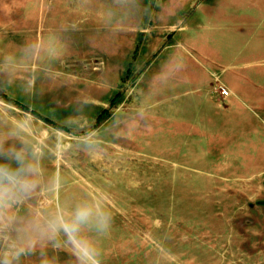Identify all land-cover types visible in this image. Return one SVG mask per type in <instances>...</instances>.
<instances>
[{
    "label": "rangeland",
    "instance_id": "rangeland-1",
    "mask_svg": "<svg viewBox=\"0 0 264 264\" xmlns=\"http://www.w3.org/2000/svg\"><path fill=\"white\" fill-rule=\"evenodd\" d=\"M0 93L30 108L0 96L61 176L52 206L111 213L83 233L101 264H264V0H0ZM21 264L78 261L45 242Z\"/></svg>",
    "mask_w": 264,
    "mask_h": 264
},
{
    "label": "clouds",
    "instance_id": "clouds-1",
    "mask_svg": "<svg viewBox=\"0 0 264 264\" xmlns=\"http://www.w3.org/2000/svg\"><path fill=\"white\" fill-rule=\"evenodd\" d=\"M39 48L32 44L25 55H35ZM32 128V121L10 122L0 115V264H21L22 257L45 242L68 246L78 264H101L96 246L83 233L91 227L106 234L111 213L87 201L66 207L56 200L52 206L51 198L60 192L62 179L59 173L45 175L46 145ZM81 143L91 149L96 141L84 136ZM52 151L63 159L68 148L60 141Z\"/></svg>",
    "mask_w": 264,
    "mask_h": 264
},
{
    "label": "crops",
    "instance_id": "crops-1",
    "mask_svg": "<svg viewBox=\"0 0 264 264\" xmlns=\"http://www.w3.org/2000/svg\"><path fill=\"white\" fill-rule=\"evenodd\" d=\"M202 78H204V80L207 79L205 75H202ZM245 148L250 152H253L254 150H263L264 148L263 134H259V137L257 138V140H250V142H247ZM256 174H259V173H256Z\"/></svg>",
    "mask_w": 264,
    "mask_h": 264
},
{
    "label": "trees",
    "instance_id": "trees-1",
    "mask_svg": "<svg viewBox=\"0 0 264 264\" xmlns=\"http://www.w3.org/2000/svg\"><path fill=\"white\" fill-rule=\"evenodd\" d=\"M0 96H2L4 99L10 100V102H12V103H14V104H16V105H19L20 107H22V108L25 109L26 111H29V110H30V108H29L28 106H25V105H23V104H21V103H19V102H16V101H14V100H11V99L7 98L5 95H3V94H1V93H0ZM116 96H117V97L114 98V100L112 101V104H115V103L121 98V97H120V96H121L120 94H118V95H116ZM32 113H33L35 116H37V117L43 119L45 122L50 123V120H49V119L42 117V116L40 115V113H38L37 111H33ZM105 113H106V112H105ZM101 117H102V115H99L98 120H101ZM64 130H65V129H64Z\"/></svg>",
    "mask_w": 264,
    "mask_h": 264
},
{
    "label": "built area",
    "instance_id": "built-area-1",
    "mask_svg": "<svg viewBox=\"0 0 264 264\" xmlns=\"http://www.w3.org/2000/svg\"><path fill=\"white\" fill-rule=\"evenodd\" d=\"M219 92H220V95L224 97H228L230 95L229 90L225 87H220Z\"/></svg>",
    "mask_w": 264,
    "mask_h": 264
}]
</instances>
